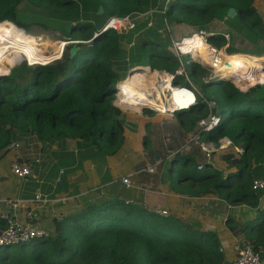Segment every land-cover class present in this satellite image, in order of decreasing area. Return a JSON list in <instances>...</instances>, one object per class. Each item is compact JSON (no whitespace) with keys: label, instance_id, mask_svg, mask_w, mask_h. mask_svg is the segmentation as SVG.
Segmentation results:
<instances>
[{"label":"trees","instance_id":"trees-1","mask_svg":"<svg viewBox=\"0 0 264 264\" xmlns=\"http://www.w3.org/2000/svg\"><path fill=\"white\" fill-rule=\"evenodd\" d=\"M22 1L46 11L50 19L65 26L63 38L76 41L81 36L92 42L79 46L73 56L67 47L59 60L32 66L22 62L8 75L0 76V155L6 154L13 134L17 142L35 137L49 148L75 140L79 149L112 155L119 149L126 124V114L113 106L115 85L139 66L172 72L176 59L168 31L167 36L156 31L148 42L134 43L141 32L152 31L147 26L151 16L126 35L103 31V23L112 16L161 11V0H0V27L10 22L16 27L9 24V32L19 27L29 35L30 27L16 19ZM254 1L172 0L164 18L168 28L169 24L182 23L207 30L214 20L226 22L234 37L240 35L264 50V22L253 7ZM99 7L103 8L100 16ZM230 8L237 13L234 18L226 16ZM209 40L216 46L225 42L221 35L210 36ZM254 58L257 68L263 67L264 77V52ZM0 64L4 69L12 66L1 51ZM195 67L192 64L193 73ZM137 77L134 84L138 86L153 84L150 75ZM260 85L245 92L227 82L214 87L212 97L223 120L205 137L226 136L234 143L242 142L243 152L232 157L233 163L228 160L231 172L226 178L211 166L198 170L196 163L192 166L191 156L175 154L169 168L175 172V182H190L184 196L213 194L232 206H257L259 193L251 184L264 178V83ZM203 108L200 103L198 112ZM188 118L194 127V118ZM176 164L178 171L174 170ZM142 204L139 199L127 204L118 198L93 200L55 221L54 232L47 238L0 248V264H224L215 232L175 215H159ZM4 227L5 221L0 219V229ZM242 231L245 242L252 245L264 264V210L244 224Z\"/></svg>","mask_w":264,"mask_h":264},{"label":"crops","instance_id":"crops-1","mask_svg":"<svg viewBox=\"0 0 264 264\" xmlns=\"http://www.w3.org/2000/svg\"><path fill=\"white\" fill-rule=\"evenodd\" d=\"M253 7L264 22V0H255ZM207 30L218 35L228 28L223 22L214 20ZM156 31L153 28L147 34L148 39ZM134 43L138 44L136 40ZM249 58L255 61V58ZM123 113L126 114L123 139L112 155L101 156L94 154V150L79 149L76 141L70 139L50 148L44 147L35 137L23 139L19 142L22 144L20 158L34 162V167L30 177L21 183L16 182L9 170L15 153L0 155V216L8 215L19 224L48 228L53 233L55 221L78 209L84 201L139 199L144 207L166 211L168 215L199 224L202 230L215 232L225 256L224 264H232L235 258L233 246L237 241L245 242L242 227L264 210V196L257 200L255 208L244 204L232 206L213 194L200 198L184 196L190 182H175V172L170 170L169 162L175 152H180L197 158V165L203 164L197 146H186L195 130L188 117H194L191 113L186 114L187 117L174 118L154 112ZM230 153L213 156V167L222 174L224 172L223 178L231 172L228 160L233 163L235 155ZM149 168H153V173L147 172ZM59 176L60 183H55ZM128 176L134 188L127 189L121 183V179ZM36 193L52 201L45 204L32 202ZM27 212H31L32 218L27 217Z\"/></svg>","mask_w":264,"mask_h":264},{"label":"built area","instance_id":"built-area-1","mask_svg":"<svg viewBox=\"0 0 264 264\" xmlns=\"http://www.w3.org/2000/svg\"><path fill=\"white\" fill-rule=\"evenodd\" d=\"M171 1L172 0H161V11L152 10L148 13L127 15L123 17H108L103 23L102 30H112L118 34L126 35L129 32L133 31L140 22L146 21L150 16L151 20H149L147 26L148 28H151L153 26L152 16L154 14H160L163 17L165 28L169 32V28L167 26L164 15ZM209 33L210 31L208 30L199 29L198 31L193 32L191 35L182 37L178 40L174 39L170 35V45L176 59V69L174 71L170 72L155 70L150 66L141 67L139 70L146 76L150 75L154 77L155 74V77L153 78L154 85L159 89L162 96L161 98L148 99V102H145L151 111L160 115H168L171 118H174L176 115V110L179 109L181 111L191 113L192 117L196 119L195 131L189 137L186 146L194 145L199 147V152L203 158V164L201 163L197 166L198 170H203L206 168V166H211L212 168H214L212 160L213 156L217 153L233 152L234 155H239L243 152L242 142H239V145L235 146L234 142L226 136L219 137L217 139H207L205 137L206 134L214 132L220 126L223 118L221 113L218 112V104L216 100L213 97H207L203 95L189 79L182 60L183 57H188L191 61L190 63L194 62L196 64L195 61H198L194 60L191 54L185 50L186 45L184 44V41L186 39H193L195 36H203L206 38L209 44L212 45V48H214V53H212V55L216 56L215 59L224 55L225 53L219 51L218 46L210 42ZM219 35L222 36L225 42H228L234 38V34L229 30L223 31ZM225 55L232 54L226 53ZM201 64L203 65L204 63H202L201 61ZM205 65H207V67L212 70V74H215V66H211L210 64ZM209 81L210 78L209 80H207V82L204 83L208 84ZM182 82L185 84L184 86L181 85ZM167 83H169L170 88L166 90L165 93L168 98H165L163 95L164 93L162 91V87H164ZM117 86H119V84L116 85V88ZM155 99L158 100L159 105L152 104V100ZM125 103L126 104H121L120 92L117 88L114 94L113 106L118 108L122 112L139 111L133 110V108H136V105L140 103H134L132 105L127 102ZM200 103L204 105V108L201 110V112H198L197 106ZM184 147L182 149H184ZM21 148L22 144L17 141L10 142L5 148L6 153H15L14 157L9 163V170L11 174L16 178L17 183H21L23 180L29 178L34 167V162L21 160L19 155ZM176 153L177 152H175V154ZM147 172L153 173V168L147 169ZM62 174L63 172L61 171L60 175ZM60 181L61 178L59 176L55 180V183H60ZM121 183L127 189L134 188V184L131 182L130 176L122 178ZM251 188L254 192L259 193L258 200H261L264 196V178L253 180ZM51 201L52 200H49L47 198H41L39 193H36L32 200V202L44 204ZM20 202L22 201H18V203ZM129 202L131 201H125L126 204ZM155 212L159 215H167L166 211ZM27 217L29 219L32 218L31 212H27ZM0 219L5 221L4 229L0 230V248L14 246L19 243H29L36 239L47 238L50 235L48 231L38 226L31 224H19L9 218L8 215H2L0 216ZM219 250L220 252H222L221 247L219 248ZM233 252L235 254V258L232 264H261L259 254L254 251L252 245H250L249 243L237 241L233 246Z\"/></svg>","mask_w":264,"mask_h":264},{"label":"rangeland","instance_id":"rangeland-1","mask_svg":"<svg viewBox=\"0 0 264 264\" xmlns=\"http://www.w3.org/2000/svg\"><path fill=\"white\" fill-rule=\"evenodd\" d=\"M16 19H17L18 22H21V23H23V24H25V25L30 27L29 36L37 37V38H43V39H50L52 42H54L53 45H55V46H53V45H52L53 47L51 46V52L52 53H53V51L57 50L60 45H62L61 46V55H60L61 57H62V55L65 52L67 47H69L68 54L73 56L78 51L79 46H88L92 42L91 40H86L87 37H81V36H77L76 39H78V40H76V41H69V39L66 38V37L63 38L62 37L63 36L62 32H63V30H65L64 29L65 26H63L62 24H60V23H58L56 21H53L52 19H50L48 17V14H47L46 11L31 6L27 1H22L18 5V7L16 9ZM155 19H156V26L154 25V20ZM152 20H153V26L151 27V29L155 28L157 31L161 30L162 33H164L167 36L168 35L166 33L167 30L165 29V24H164L163 20H161V17L159 15H157V14H154L152 16ZM9 24H13V23L4 22L1 25V27H0V33H2L4 36L9 37V38H6L4 36H0V38L4 39V40H7V41L15 39V37H16V35H17L19 30L23 31L21 28L17 27L16 31H15V34L13 35L14 32L12 33V32L8 31ZM223 24L227 28H229L227 26L226 22H224ZM93 29H95V28H93ZM199 29L200 28L196 27L195 25H187V24H182V23H179V24L172 23V24H169V32L168 33H170L169 35H172V37L174 39L178 40V39H180L182 37H186V36L191 35L193 32H196ZM147 34L148 33L144 32V33L138 35L135 40L138 43L146 42V40L148 42L150 39H148ZM209 35L210 36H216L217 32H210ZM58 43H60V44H58ZM204 46L203 45L198 46V47L196 46L197 48H195L192 51V55H194V53H196L198 48L201 49V51H199V52L205 51L206 49L204 48ZM208 46H209L208 47V51H206L205 56H203V58L201 60L202 63H204V64L202 65L200 60L195 61L196 64L194 62H192V64L196 65V67L194 69L195 73L192 72V66H191V63H190L191 61L189 60V58L188 57H183V59H182L183 63H184V66H185V70H186V72L188 74L189 79L198 88V90L203 95H205L207 97H212V91H215V89H216L214 87L216 85H218L220 82H225V81H221L219 78L215 77V75L212 74V70L210 68H208L207 65H205V64H210L212 66L213 64L216 63L215 65L218 68L219 65H222L225 62V60L227 58H229L228 56H233V55H225L229 51L236 52V54H234V55H242V56L246 55L245 57H251L252 56L253 58L255 56L259 57V55L262 52H264V50H262L261 48L256 47V45L252 44L251 42H249L248 40H246L242 36H236V37H234L233 39H231L228 42L221 43L218 46V49H219V51H221V52H223L225 54L220 56V57H218L217 59H215L216 56L212 55V53H214V48H212L209 44H208ZM76 49H77V51L75 52ZM0 51H2V50L0 49ZM45 51L46 52H50V50H45ZM199 52L197 54H199ZM241 53H243V54H241ZM6 56L8 58V61H10L9 60L10 57L8 55H6ZM60 58L55 59V60H59ZM23 61L26 62L27 65H29V66H32V65H43L45 63H48V61L51 62V60L49 59V56H47L45 58V60L43 59V61H45V62H43L41 64H36V63L33 64V63H30L29 61L27 62V60H25V59H22L18 63L13 64L11 67H7L6 66L7 69H4L3 66L0 64V69H1V72H2V73H0V76L10 72L14 67L20 65ZM145 63H147V60L145 61ZM257 69L258 68H257V66L254 63V66H253L252 69H250L248 71L246 70L244 72V73L247 72V75L240 76L239 78L236 77V78H232V79H227V80H229V81H227V83L232 84L233 87H235L236 89H238L241 92H245L251 87L263 84L264 83V77H263V73H262V67H260L258 69V72H257ZM140 74H142V72L138 73V71L136 69V70H134V73L128 75L121 82L124 83L126 81V79H128V80L130 79L134 83L135 80L138 79L137 75H140ZM154 77H155V74H154ZM209 78H210V81L208 83L209 85L208 84H204V82H207V80H209ZM130 83H132V82H130ZM133 85H135V84H133ZM153 85H154V82H153ZM181 85L184 86L185 84L182 82ZM123 89H125V88H122V90ZM123 91L125 92V90H123ZM120 99H121V104L126 102V100H124L123 98L120 97ZM132 99H135V97H132ZM127 103H129V102H127ZM137 112L140 113V111H137ZM238 145H239V142L235 143V146H238ZM231 153L230 154L233 155V152H231ZM197 160H198L197 158H194V163L192 164V166L195 163H197ZM174 170L175 171L179 170V164H176L174 166ZM209 172H211V171H209ZM92 201H84L83 205H81L79 208L85 206V204L87 205V204L91 203ZM167 215H168V213H167ZM45 230L48 231L49 233H52L51 231H49L48 228H46Z\"/></svg>","mask_w":264,"mask_h":264},{"label":"bare ground","instance_id":"bare-ground-1","mask_svg":"<svg viewBox=\"0 0 264 264\" xmlns=\"http://www.w3.org/2000/svg\"><path fill=\"white\" fill-rule=\"evenodd\" d=\"M16 31V30H15ZM15 31L13 35L15 34ZM54 42H52L50 39H43V38H37L32 37L24 33L23 31L19 30L15 39L7 41L0 38V49L10 57L9 63L11 65L18 63L20 60L25 59L33 64H41L45 61V58L49 56V59L52 61H55V59L60 58L61 56V46L58 47L57 50L51 52V46ZM57 44V43H56ZM60 44V43H58ZM184 44L186 45L185 50L191 54L194 60H201L203 56H205L206 51H208V44L209 42L206 40L203 36H195L193 39H186L184 41ZM205 45L204 48L205 51H201L200 48L192 55V51L197 48L198 46ZM210 45V44H209ZM55 46V45H53ZM52 46V47H53ZM197 46V47H196ZM212 47V45H210ZM56 48V47H55ZM45 50H50V52H46ZM1 51V52H2ZM199 52V54H197ZM261 60V59H260ZM256 61V60H255ZM255 61L252 58L244 57V58H227L225 62L222 65L217 66L213 64L212 66H215L214 75L217 76L220 80H227L232 78H239L240 76L247 75V72L244 73L246 70H250L253 68ZM50 62V61H48ZM257 66V61H256ZM263 68V67H262ZM134 73V71L132 72ZM244 73V74H241ZM222 78V79H221ZM132 79V78H131ZM229 81V80H228ZM154 82V79L152 80ZM125 85L121 84L120 86H117L120 96H123V99L126 100V102H129V104L134 103H140L136 105V108H133V110H139L141 108L142 102H148V99L151 98H161V94L159 89L151 84L148 86H138L133 85L130 82L124 83ZM125 88V92L120 89ZM170 88L169 83H167L164 87H162L163 95L165 98H168L166 95V90ZM132 97H135V99H132ZM152 104L159 105V102L157 99L152 100ZM124 104H126L124 102Z\"/></svg>","mask_w":264,"mask_h":264},{"label":"water","instance_id":"water-1","mask_svg":"<svg viewBox=\"0 0 264 264\" xmlns=\"http://www.w3.org/2000/svg\"><path fill=\"white\" fill-rule=\"evenodd\" d=\"M102 13H103V8L102 7H99L98 8V11H97V15H102ZM236 11L233 9V8H230L228 11H227V14H226V16L228 17V18H234L235 16H236ZM77 51V49L75 50V52ZM28 62V61H27ZM53 62V61H52ZM49 63H51V62H48V63H45V64H43V65H46V64H49ZM30 64V63H29ZM31 65V64H30ZM192 66V65H191ZM140 68L141 67H137V68H135V69H132V70H130L129 71V73H128V75H130V74H132V72L134 71V70H136V69H139L140 70ZM10 72H8V73H6V74H4V75H1V76H6V75H8ZM222 81H225V82H227L228 80H222ZM117 88L115 87V90H116ZM141 108L139 109V111L142 113V112H152L149 108H148V105L145 103V102H142L141 103ZM182 112L183 111H181V110H179V109H177L176 110V115L177 116H180L181 114H182ZM14 141H16V139H15V134H13V136H12V142H14Z\"/></svg>","mask_w":264,"mask_h":264},{"label":"clouds","instance_id":"clouds-1","mask_svg":"<svg viewBox=\"0 0 264 264\" xmlns=\"http://www.w3.org/2000/svg\"><path fill=\"white\" fill-rule=\"evenodd\" d=\"M227 54H228V53H227ZM232 55H234V54H232ZM23 62H24V61H23ZM191 65H192V63H191ZM139 67H140V66H139ZM136 68H137V67H136ZM132 69H135V68H132ZM132 69H130V70H132ZM128 73H129V72H128ZM128 73H127V76H128ZM221 81H222V80H221ZM120 82H121V81H120ZM118 83H119V82H118ZM118 83H117V84H118ZM117 84H116V85H117ZM116 85H115V87H116ZM115 92H116V90H115ZM152 112H153V111H152ZM183 114H189V113L183 111L181 115H183ZM181 115H180V116H181ZM175 116H177V115H175ZM194 120H196V119L194 118ZM194 127H195V121H194ZM194 131H195V130H194ZM11 142H12V141H11ZM234 145H235V143H234ZM222 178H223V176H222Z\"/></svg>","mask_w":264,"mask_h":264}]
</instances>
